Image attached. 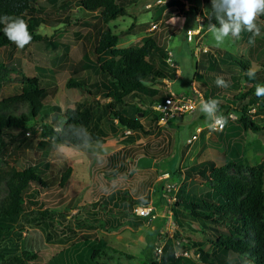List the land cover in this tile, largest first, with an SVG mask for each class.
<instances>
[{
	"label": "rangeland",
	"instance_id": "1",
	"mask_svg": "<svg viewBox=\"0 0 264 264\" xmlns=\"http://www.w3.org/2000/svg\"><path fill=\"white\" fill-rule=\"evenodd\" d=\"M37 2L45 7L44 11L37 13L45 22H40L34 32L49 35L55 47H46L40 41H31L23 49L17 45L0 47L3 72L0 97L19 92L26 76H37L39 84L48 90L43 98L44 108L57 104L64 109L72 106L76 100L88 98L85 91L68 87L65 83L68 77H81L94 89L91 82L97 77V67L73 73L67 65L66 56L73 60L94 59L92 51L96 32L91 24L96 22L99 28L106 25L112 33L117 34L115 47L138 46L146 35L155 38L166 55L165 65L161 67L173 72V76L147 81L148 84L160 95L185 93L194 97L196 103L191 112L154 123L150 114L142 116L141 111L137 110L151 106L152 96L126 95L125 114L138 118L149 130L148 134L122 130L119 125L111 129L107 121L100 118L94 123L95 129L108 134L104 142L91 141L86 144L85 150H81L52 140L42 142L44 137L35 133L30 144L22 147V152H11L5 156L6 161L16 168H22L32 160L37 163L47 160V178L51 182L41 196L46 198L47 207L64 212L67 216H72L76 209L81 215L85 210H93L90 203L103 194V189L121 186L128 195L147 194L153 206V216H146L143 224L135 228L123 225L116 230H96L104 244L105 256L101 254L99 258L104 264H147L149 258L158 259L160 251L156 247L161 249L167 239L171 241L173 257H184L180 253L187 250L196 260L198 250L210 252L211 245L202 238L196 223L186 217V211L182 209V213L175 216L171 208L177 197L205 198L204 193L209 189L199 176L184 173L183 168L188 164L206 158L215 165L237 162L240 173L245 177H248L250 166L258 162L264 164V129L231 130L228 125H234L235 121L229 119L221 130L210 132L205 115L199 111L202 100L215 96L224 97L228 102L229 93L236 92L244 83L241 78L243 69L232 63L231 59L244 62L247 69H256V74L262 72L258 60L264 58V31L255 36L254 44H250L241 34L240 39H236L229 33L217 47L211 26L205 23V18L212 4L224 11L223 0H131L127 4L126 15L111 19L106 24L99 20L97 23V12L84 13L75 4L58 9V1L53 10L47 0ZM151 23L157 25L153 30L149 29ZM187 29H194L190 38L186 35ZM167 51L171 52L170 56ZM150 60L160 65L157 55L153 54ZM217 77H222L228 87H218ZM99 100L103 101L100 96ZM231 103L233 105L229 103V106L234 107L241 102ZM24 110L25 105L16 104V112ZM257 112L264 114V109ZM257 117L259 115L253 119ZM39 120L47 122L50 117H37L36 121ZM195 133L196 137L187 144L186 139ZM7 138L4 135L2 142ZM121 147L125 152L121 158L124 166L113 176L111 170L105 174L101 170L105 164V154ZM135 147L156 155L150 166L133 168L132 162L139 151ZM180 150L183 153H179ZM64 165H72L70 168L73 172L70 171L65 182L59 186V173ZM19 224L21 236L17 242L20 248H30L36 254L28 264H70V247L53 240L46 241L44 234L47 229L42 224L22 220ZM61 226L56 220V228ZM73 241L79 243L76 239ZM174 251L178 255L173 254ZM229 261L233 262L234 257L230 256Z\"/></svg>",
	"mask_w": 264,
	"mask_h": 264
},
{
	"label": "trees",
	"instance_id": "2",
	"mask_svg": "<svg viewBox=\"0 0 264 264\" xmlns=\"http://www.w3.org/2000/svg\"><path fill=\"white\" fill-rule=\"evenodd\" d=\"M47 1L53 10L59 1L58 9L75 4L84 13L97 12V23L99 20L106 24L111 19L126 15L127 4L131 0ZM44 8L37 0H0V18L23 19L32 36L31 41H40L46 47H55L49 35L34 32L40 22H45L37 14L44 11ZM220 19L227 20L225 12L218 5L212 4L205 23L218 29L221 27ZM257 24L260 31H264L263 15L259 17ZM91 25L95 26L96 32L92 51L94 59L73 60L66 56L67 65L73 73L97 67V77L91 82L94 89L81 77H68L65 83L68 87L85 91L88 98L76 100L72 106L64 109H60L57 104L44 108L43 98L48 90L39 84L37 76H26L21 82L19 92L0 97V264H28L36 257L35 251L20 248L17 242L21 236L18 227L20 220L42 224L47 229L44 234L46 241L67 244L70 247V264H104L99 261L101 254L105 256L104 244L96 230H116L123 225L135 228L146 219V216L133 215L131 208L134 204L149 203L147 194L128 195L121 186H114L109 190L112 191L111 195L103 192L96 200L91 201L93 210H85L81 215L76 209L72 216H67L64 212L47 207L46 198L41 196L51 182L47 178V160L42 163L32 160L22 168H16L5 159L11 152H22V147L30 144L35 133L44 137L42 142L52 140L81 150H85L86 144L91 141L104 142L108 134L101 129H95L94 120L98 121L100 118L105 119L111 129L119 125L122 130L149 133L138 118L125 114L124 97L147 94L152 96L153 104L165 96L158 94L150 85L145 86L138 82L141 78L152 81L173 76V72H167L161 67L165 65V52L150 35L144 36L138 46L115 47L117 34L112 33L106 25L100 28L96 26V22ZM5 27L6 23L0 22V47L16 46L4 34ZM240 34L249 40L252 33L242 30ZM153 54L157 55L160 65L150 60ZM230 61L243 69L241 78L244 83L236 92L229 93L228 102L224 97L215 96L206 98L205 101L218 100L219 112L226 120H229V111L234 113L235 124L228 125V129H264L263 118L258 112H255L259 115L256 119L250 118L247 113L252 105L256 107V111L264 109V97L257 98L255 95L256 85H264V58L258 60L262 72L255 74L252 79L246 74L248 69L244 62L236 58ZM2 78L0 63V81ZM99 96L103 101L99 100ZM237 101L241 102L238 106H229V103ZM18 103L25 105L24 111L16 112ZM151 106L137 110L141 111L142 116L150 114L152 122L157 123L160 114ZM41 116H49L50 121L37 122L36 118ZM4 135L8 138L2 142ZM135 150H139L136 156L147 155L152 159L156 157L144 152L142 148L135 147ZM124 153L122 147L106 153L105 164L101 170L105 174L111 170V175H115L124 166L121 161ZM132 165L133 168L136 167L135 159ZM239 168L237 162L215 165L207 158L183 168L184 173L202 178L209 189L204 193L205 198L177 197L171 211L176 216L182 213V209L185 210L186 217L196 223L202 238L212 249L210 252L198 250L196 260L191 257H173L172 244L167 239L161 246L158 259L149 258L147 264H264V164L258 162L250 166L248 177L242 175ZM70 171L69 166L62 167L59 186L65 182ZM56 220L61 223V228H56ZM73 239L79 243L76 244ZM230 256L234 257L233 262L229 261Z\"/></svg>",
	"mask_w": 264,
	"mask_h": 264
},
{
	"label": "clouds",
	"instance_id": "3",
	"mask_svg": "<svg viewBox=\"0 0 264 264\" xmlns=\"http://www.w3.org/2000/svg\"><path fill=\"white\" fill-rule=\"evenodd\" d=\"M223 4L227 20L220 19L221 27L218 29L211 26L216 46L219 47L229 33L236 39H240L242 30L253 33L252 37L249 38V43L254 44L255 36L260 34L257 20L261 15H264V0H223ZM0 22L6 23L4 34L18 48L23 49L30 44L32 36L28 31V25L23 19L16 18L13 20L9 17H3L0 18ZM246 74L252 79L255 77L256 69L249 68ZM138 82L149 86L148 82L142 78ZM216 85L218 87H228V83L222 77H217ZM255 95L257 98L264 97V85H256ZM219 104L220 102L216 99L202 100L199 104V111L205 115L210 132L222 129L227 122L223 114L219 112ZM102 191L106 195L112 194V191L108 189Z\"/></svg>",
	"mask_w": 264,
	"mask_h": 264
},
{
	"label": "built area",
	"instance_id": "4",
	"mask_svg": "<svg viewBox=\"0 0 264 264\" xmlns=\"http://www.w3.org/2000/svg\"><path fill=\"white\" fill-rule=\"evenodd\" d=\"M157 1H163V0H157ZM148 6V4H146ZM157 25L155 23H151L149 29L153 30L156 28ZM193 29H187L186 35L188 38L191 37V35L194 33L192 32ZM169 56L171 55L170 51H167ZM169 56H167V60L170 61ZM194 92H197L196 89L193 88ZM200 96V94H198ZM196 100L194 97L190 95H186L185 93H177V94H166L162 99L154 102L152 104V109L155 110L157 113L160 114L159 121L165 122L168 117L174 116V115H182L186 112H191L194 109ZM256 107L254 105L250 106L247 109V113L249 114L250 118H253L256 116ZM263 118L262 124L264 126V114H260ZM228 119H233L235 117L234 113L232 111L228 112ZM224 126V125H223ZM221 130V129H218ZM198 133V130H197ZM196 133L192 134L191 137L186 139V143H190L193 138L196 137ZM179 153H183L182 150L179 151ZM169 190V188H167ZM131 211L133 215L135 216H153V206L151 203L147 204H134L131 208ZM166 227V226H165ZM157 251H160V247H156ZM173 254L178 255L177 252H173ZM184 257H191L192 254L188 252L187 250H183V252L180 253ZM198 255V253L195 254V257Z\"/></svg>",
	"mask_w": 264,
	"mask_h": 264
},
{
	"label": "water",
	"instance_id": "5",
	"mask_svg": "<svg viewBox=\"0 0 264 264\" xmlns=\"http://www.w3.org/2000/svg\"><path fill=\"white\" fill-rule=\"evenodd\" d=\"M152 163V157L147 155H139L135 158V165L138 167H148Z\"/></svg>",
	"mask_w": 264,
	"mask_h": 264
},
{
	"label": "crops",
	"instance_id": "6",
	"mask_svg": "<svg viewBox=\"0 0 264 264\" xmlns=\"http://www.w3.org/2000/svg\"><path fill=\"white\" fill-rule=\"evenodd\" d=\"M198 94H199V92H198ZM136 157H137V156H136ZM153 160H154V159H152V162H153ZM70 167H73V166L71 165ZM71 172H73V171H71Z\"/></svg>",
	"mask_w": 264,
	"mask_h": 264
}]
</instances>
